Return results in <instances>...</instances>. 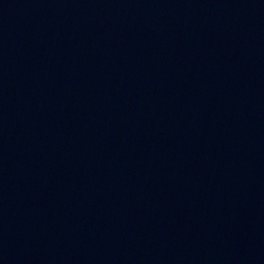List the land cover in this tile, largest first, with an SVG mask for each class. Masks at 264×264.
<instances>
[{
  "label": "water",
  "instance_id": "95a60500",
  "mask_svg": "<svg viewBox=\"0 0 264 264\" xmlns=\"http://www.w3.org/2000/svg\"><path fill=\"white\" fill-rule=\"evenodd\" d=\"M195 264H264V0H214L210 142Z\"/></svg>",
  "mask_w": 264,
  "mask_h": 264
}]
</instances>
